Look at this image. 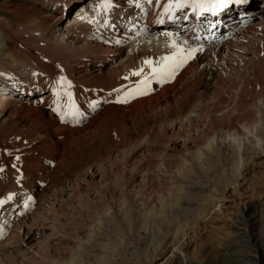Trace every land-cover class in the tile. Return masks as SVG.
Returning <instances> with one entry per match:
<instances>
[{"label": "bare ground", "instance_id": "bare-ground-1", "mask_svg": "<svg viewBox=\"0 0 264 264\" xmlns=\"http://www.w3.org/2000/svg\"><path fill=\"white\" fill-rule=\"evenodd\" d=\"M90 1L0 0V71L13 74L16 70L18 74L12 85L0 76V86L15 92L7 97L0 89V201L12 200L17 193L36 192L39 197L36 210L22 217L0 244V264L13 256L27 264H51L49 261L59 255L67 258L64 251L57 255L53 245L57 240L71 247L72 239L56 237L54 231L47 235L55 225L50 216L43 215L48 212L51 192L74 177L86 180L82 174L99 176L103 166L111 165V172L106 168L102 173L106 179L101 176V180L116 177L120 183L126 173L119 166L122 161L128 163L131 168L127 175L133 182L127 189L131 193L121 202L127 205L125 201H135L137 194L133 192H145L133 183L146 179L151 170L175 180L178 187L184 183V192H205L203 176H208L220 161L224 165L227 158L238 159L234 181L244 176L245 164L250 160L246 153L252 155L253 162L264 154V34L260 33L264 31V0H251L252 22L238 31L232 29L230 40L204 47L180 35H150L126 46L109 47L107 38L87 22L88 15L71 14L79 2L83 3L79 7H84ZM94 36L105 40L99 42ZM181 51L189 55L191 62L174 83L159 86L154 94L129 105H108L82 127L59 124L44 109L53 104L52 93L55 96L57 91L70 90L88 102L100 96V89L116 90L132 81L133 71L142 68L148 72L149 66H160ZM219 55L226 59L230 55L228 65L234 72L239 69L234 89L225 95L219 91L226 82L219 73L225 67L207 64ZM246 62L245 68H237ZM203 155L217 158L207 164ZM202 163L210 166L209 171L203 170ZM172 186H159L150 192H183ZM73 189L77 192L76 185ZM118 192H122L121 187ZM210 192L215 208L222 195L219 189ZM247 211L229 227L232 246L251 243L247 238ZM35 215L39 223L30 221ZM203 221L204 217L198 218L196 227L200 228ZM82 234H75L79 244L94 248L100 233ZM38 236L42 240L48 236V251L40 247L43 255L36 245ZM26 239L29 243L35 239V244L29 245ZM260 241L264 251V235ZM254 250H239L244 264H249L250 255L259 256L260 251Z\"/></svg>", "mask_w": 264, "mask_h": 264}, {"label": "rangeland", "instance_id": "rangeland-1", "mask_svg": "<svg viewBox=\"0 0 264 264\" xmlns=\"http://www.w3.org/2000/svg\"><path fill=\"white\" fill-rule=\"evenodd\" d=\"M81 4L83 3L79 2L73 7L72 15L78 13L72 11ZM260 33L264 34V31ZM227 60L231 61L230 55H227V59L219 55L214 59V63L207 62L209 66L217 67L221 64L225 67L219 72L224 78L226 77L225 83L228 81L227 85L225 83L223 85L225 88L219 87L222 95L234 89L233 86L237 81L234 77L239 70L234 72ZM244 65L246 66L247 62L238 65L237 68L239 66L245 68ZM245 156L250 160L245 164L244 176L234 181L233 175L239 169V161L236 157L227 158L223 162L224 165L220 161L213 169L202 163L204 171L210 169L209 175L205 173L203 176L205 178L202 179V184L207 186L205 192H192L193 190L184 192L185 189L181 187L184 183H180L178 187L175 180L160 177L151 170L146 179L140 178L133 183L138 190L144 189L145 192H133L137 194L135 201L134 198L131 200L133 202L125 201L127 205L121 202L125 200H122L124 196L131 193L127 192V189L129 183L133 182H130L128 176L131 168L128 163L124 164L122 161L123 164L119 166L126 173L122 179L120 178V183L116 181L118 180L116 177L106 181L101 180L106 168L111 172V165L103 166L100 169L102 175L99 176L95 174L96 176L93 177L91 174L87 177L86 174H82L81 176H86V180L85 177L82 179L74 177L59 190L51 192V197L48 198V212L43 215L50 216L52 225L56 227L48 230L47 235L54 231L56 237L72 239L70 245L73 248L56 240L53 251L57 252V255L64 251L67 258H59V255L49 262H52L51 264H244L245 261L239 256L242 252L240 253L239 250L257 249L260 251L259 256L250 255L248 263L264 264V251L260 249V236L264 235V154L255 159V162L251 161L250 153H246ZM216 158L217 155L212 159ZM202 159L207 164L212 161L204 155ZM75 185L77 192L73 189ZM171 185L175 189L182 188L180 190L183 192H150L159 186L166 189ZM120 187L122 192H118ZM210 189H219L222 195V201L215 208L212 206L213 192H210ZM165 195L167 201L163 197ZM244 211L249 215L247 222L250 227L248 226L247 238L251 243L247 245L238 242V246H232L229 241L231 240L229 227L238 221ZM35 217L37 216L35 215L30 221L39 223ZM202 217H204L203 224L197 228V220ZM43 225L45 226L44 223ZM78 231L83 233L82 236L87 232L92 235L96 232L100 233L96 242L92 243L94 248H86V245L82 247L79 244L76 239ZM38 238L41 239L39 236ZM38 238L36 245L41 255L45 249L48 251V236L42 237L45 241ZM35 239L30 243L28 239L26 241L32 246L35 244ZM40 247L41 249L43 247V251H40ZM1 263L27 264L15 256Z\"/></svg>", "mask_w": 264, "mask_h": 264}]
</instances>
